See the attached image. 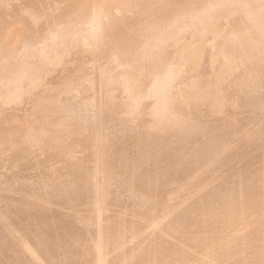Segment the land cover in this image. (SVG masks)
I'll list each match as a JSON object with an SVG mask.
<instances>
[{
  "label": "bare ground",
  "instance_id": "6f19581e",
  "mask_svg": "<svg viewBox=\"0 0 264 264\" xmlns=\"http://www.w3.org/2000/svg\"><path fill=\"white\" fill-rule=\"evenodd\" d=\"M0 264H264V0H0Z\"/></svg>",
  "mask_w": 264,
  "mask_h": 264
}]
</instances>
